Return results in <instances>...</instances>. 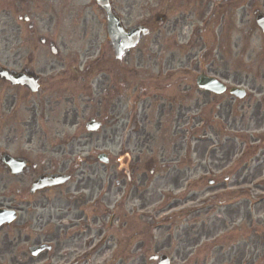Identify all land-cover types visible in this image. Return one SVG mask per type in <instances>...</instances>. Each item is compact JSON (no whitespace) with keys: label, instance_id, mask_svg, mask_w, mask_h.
Instances as JSON below:
<instances>
[{"label":"rangeland","instance_id":"obj_1","mask_svg":"<svg viewBox=\"0 0 264 264\" xmlns=\"http://www.w3.org/2000/svg\"><path fill=\"white\" fill-rule=\"evenodd\" d=\"M225 1L111 0L126 27L144 24L152 35L122 62H117L108 49L107 56L97 63L100 47L106 44L108 36L104 14L93 0H0V59H12L19 50H23L25 57L28 52L25 49H30L27 43L30 33L49 38L59 49L55 57L48 46H41L39 39L35 42L37 69L43 78L53 79L56 86L47 95L41 94L43 108L38 109V137L34 141H44L48 152L60 146V157L73 169L75 181L85 179L82 189L88 184V187L96 186L98 192L111 179L117 199L123 188L122 181L126 182V170L133 178L132 192L127 185L126 205L118 208L116 215H109L106 210V216L100 219L102 234L82 236L80 242L86 246L78 255L87 252V244L93 245L89 251L93 256H81L82 264H133L134 246H140L136 251L137 264H147L157 252L166 251L173 257L179 249L180 234L174 219L163 221L173 210L158 213L160 202L164 207L170 204L167 199L174 193L177 181L171 169L172 158L183 143L182 133L174 131L177 111L171 110L167 99L138 95L139 88L148 90L146 83L153 85L151 92L155 83L161 91L170 86L164 78V65L169 59L175 76L169 81L180 79L175 69H181L179 63H182L190 124L197 117L193 111L197 105L204 108L203 102L227 105L230 101L227 96L212 101L215 96L206 97L197 90L198 73L194 70L202 49L207 51L203 53V61L211 63L212 73L229 80L228 85L235 79L247 86L243 89L248 96L236 100L229 110L226 108L220 119L215 113L222 109H217L216 104L205 113L208 118L216 115L215 122H210L205 132L190 134L191 147L197 148L196 152H204L211 144L219 148L228 142L240 150L243 146L251 149L239 173L231 175L226 185L236 181L242 186L249 185L254 179L250 185L264 184V134L259 145L248 144L251 136L258 135L250 132L261 129L264 124V34L256 26L254 17L258 10L264 14V0ZM24 15L30 16L34 23L33 32L27 23L19 22V17ZM75 64L80 72V65L88 64L87 73L83 74L85 80L74 78ZM85 84L87 88L83 90ZM253 87L261 93L249 92ZM92 118L102 124L100 131H86L85 126ZM141 125L143 131L135 134ZM241 142H245L243 146ZM210 152L206 155V164L201 160L194 165L208 167ZM104 153L109 156L108 165L98 160ZM216 177L212 179L225 183ZM116 179L121 181L120 187H115L113 180ZM144 206L147 211L140 213ZM259 209L257 212L245 207V240L261 242L260 254L256 257L250 254L251 264L264 262V206ZM216 232L224 231L217 227Z\"/></svg>","mask_w":264,"mask_h":264},{"label":"flooded vegetation","instance_id":"obj_2","mask_svg":"<svg viewBox=\"0 0 264 264\" xmlns=\"http://www.w3.org/2000/svg\"><path fill=\"white\" fill-rule=\"evenodd\" d=\"M27 37L30 49H25L28 51L25 52V57L23 50H19L12 59L7 57L0 59V71L6 69L10 73L16 72L25 78H31L37 81L38 90L37 93H33L28 87L13 86L0 77V264H82L84 261H81L78 255L86 246L80 242L82 236L87 233L90 238L102 234L100 219L106 216L105 208L116 210V192L113 183L109 182V188L103 193L101 200H95L96 186L81 188L83 181L74 180L76 174L67 168V164L60 157V146L48 152L44 141H34L38 137L36 129L38 109H42L43 106L41 94L47 95L56 85L54 81L40 77L36 58L38 48L35 46L38 37L36 34H29ZM47 43L48 40L44 43L41 40L42 46H46ZM106 56L104 52L98 60ZM1 61L5 62L4 65H1ZM165 63L164 78L170 86L161 91L155 83L154 92H151L153 85L146 83L144 86L148 90L143 91L141 87L138 95L143 97L146 94L153 99L157 97L167 99L171 110L177 111L174 131L176 133L180 131L183 137L182 145H179V150L172 158L174 159L173 174L177 176L175 182L177 192L173 199V208L176 212L175 223L180 236L179 249L169 259V264H248L246 258L249 244L245 240L247 237L245 207H253L257 212L260 211L259 207L264 206V186L243 187L237 181L226 186L230 180V174L226 170L234 169L233 173L240 170L235 161L237 148L234 146L228 148L225 145L211 152L208 167L202 164L194 165L196 161L201 160V163L206 164L207 150L196 152L197 148L191 147L188 137L190 129L193 131L202 129L199 124L203 123L204 118L200 117L199 113L207 118L208 125L203 129L205 131L209 128L210 122H215L213 118L217 115L216 118L220 119L221 113L226 108L230 109L236 99L230 96L227 105L217 102H203L204 108L197 105L193 109L197 117L190 125L187 116V94L181 70L179 67L175 69L180 79L169 81L167 79L175 78L171 73L173 65L171 59ZM179 66L182 69L181 62ZM210 66L209 62L198 61L195 71L200 70L197 73L209 76L216 74L212 73ZM80 69L81 72L75 64L74 78L85 80L83 74L87 73V67ZM64 71L68 73V70ZM220 79L227 81L223 77ZM233 82L238 84V87L245 85L241 80L237 83L234 79ZM159 84L164 87V84ZM86 88L87 84L82 87L83 90ZM251 90L261 93L254 87ZM201 93L206 97L215 96L212 101H215L217 96L205 91ZM27 99L32 101L28 100L30 102L27 103ZM214 104L218 106L217 109H222V112H216L213 118H208L205 113L214 108ZM259 128L262 130L264 124ZM260 142V138L253 136L251 144ZM213 173H217L219 178H224L225 183L218 184L212 180L207 182L209 187H206V178ZM54 175H67L70 180L63 185L52 187L41 182ZM131 180L132 175L129 172L126 174V182L130 183ZM126 182L122 181L123 186H126ZM72 183L77 184L73 188L69 187ZM116 185L118 187L121 185L117 179ZM82 192H86L87 195H83ZM258 192H262V196L257 195ZM245 193L251 194L246 201L243 199ZM4 213L7 214V221L1 220V215H5ZM217 227H221L224 232L216 234ZM74 245L75 250L72 249ZM80 245L81 248L77 249ZM254 248L257 251V248ZM137 250H140V246H134V251ZM137 262L138 257L135 255L132 263L137 264ZM151 264L158 262L152 261Z\"/></svg>","mask_w":264,"mask_h":264},{"label":"water","instance_id":"obj_3","mask_svg":"<svg viewBox=\"0 0 264 264\" xmlns=\"http://www.w3.org/2000/svg\"><path fill=\"white\" fill-rule=\"evenodd\" d=\"M95 2H97V5L105 13L106 23H107V34H109V38L112 41V44H114L115 54L119 59H121L125 51L132 49V47H135L138 44L139 39L142 38L141 36H147L149 34V32L143 27L132 28L128 32H125L121 20L116 16V14L112 10L111 2H109V0H95ZM257 17H258L257 18L258 26L264 28V16L258 15ZM53 52L55 53L54 49ZM6 78L8 80H11L14 84L16 83L23 84L22 80H20L19 78H16L14 80L8 75H6ZM207 88H213V87L208 86ZM215 91H217V93L221 92L216 89ZM99 128H100V124L96 123V121L94 120H92V122L87 125V129L89 131H96ZM100 160L102 162H107L105 157H100ZM56 178L62 179V177H56ZM163 260L164 258H162L161 262Z\"/></svg>","mask_w":264,"mask_h":264}]
</instances>
